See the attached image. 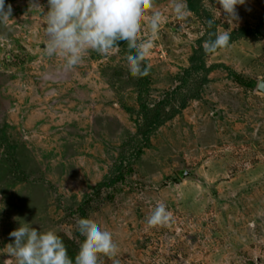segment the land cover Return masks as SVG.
Returning a JSON list of instances; mask_svg holds the SVG:
<instances>
[{
	"label": "rangeland",
	"instance_id": "obj_1",
	"mask_svg": "<svg viewBox=\"0 0 264 264\" xmlns=\"http://www.w3.org/2000/svg\"><path fill=\"white\" fill-rule=\"evenodd\" d=\"M5 3L12 15L0 21V264H16L7 245L24 223L79 244L77 207L128 163L123 181L90 205L88 219L118 245L117 256L101 254L99 264H264V96L256 87L214 71L199 99L133 156L144 116L189 67L200 21L188 12L178 20L173 0H155L164 22L153 36L151 10L145 15L141 39H151L153 48L148 94L138 102L139 78L122 49L89 50L68 69L65 57L46 54L48 0ZM201 8L218 23L217 33L253 27L264 16V0L238 5L235 21L216 0H203ZM205 64H223L257 86L264 80V39L240 40ZM158 203L173 221L151 227L147 218Z\"/></svg>",
	"mask_w": 264,
	"mask_h": 264
},
{
	"label": "clouds",
	"instance_id": "obj_2",
	"mask_svg": "<svg viewBox=\"0 0 264 264\" xmlns=\"http://www.w3.org/2000/svg\"><path fill=\"white\" fill-rule=\"evenodd\" d=\"M230 21L238 20L237 6L245 0H216ZM46 14V54L65 57L66 68L79 65L89 50L101 55L119 52V45L127 42V65L133 77L149 75L146 57L153 48L151 39L142 40L141 31L146 13L151 10L149 27L155 36L164 22L161 11L155 9V0H48ZM172 11L178 20L186 19V0H173ZM12 6L0 0V21L9 19ZM213 21L209 20L211 28ZM215 38L205 41V53L227 48L230 33H212ZM173 221L167 205L158 203L147 218L151 227L168 225ZM78 231L85 238L79 254L73 260L62 238L53 230L41 231L29 223L20 225L10 233L13 243L7 245L8 254L16 264H99L103 254L115 258L118 245L112 232L102 229L90 219L77 221ZM9 264L11 262L9 261ZM118 264V261L115 262Z\"/></svg>",
	"mask_w": 264,
	"mask_h": 264
},
{
	"label": "trees",
	"instance_id": "obj_3",
	"mask_svg": "<svg viewBox=\"0 0 264 264\" xmlns=\"http://www.w3.org/2000/svg\"><path fill=\"white\" fill-rule=\"evenodd\" d=\"M202 2L203 0H186L187 12L193 14V16H195L200 21L203 27V34L196 40V48L193 49V52L189 58V67L185 69L181 75H177L174 78V82H178V86L156 104L151 115L144 116L145 126L140 134L142 137V142L139 148L134 152V158H139L143 155V149L147 148L146 142L153 132H155L165 122L170 121L182 110H184L190 101L199 99L201 88L209 82L208 76L214 71L219 69L227 71L228 77L233 79L238 85L244 88L253 89L256 87L255 81L241 78L238 74L225 65L212 64L210 66H206L205 60L208 56L225 50L240 40H250L251 42H257L261 39H264V16L259 21V23L253 27L244 26L236 31L230 32L231 39L229 46L227 48L218 49L215 53L208 54L205 53L203 45L205 41L210 38V36L212 39L215 38L211 34L217 33L218 23L212 19L206 10L201 8ZM209 20L213 21L211 28L208 25ZM119 48L123 50L127 58L129 55L127 42H125ZM138 78L137 101L142 102L148 94L149 80L147 76ZM141 108L145 109V105L141 104ZM165 109L169 110L165 112ZM120 170L121 168H116V175L110 176L107 180L93 188L92 194L87 196L76 209L78 219H88V215L92 212L90 205L93 202V198H97L102 189L113 188L117 183L122 182L124 176L131 172L130 164L128 163V165L121 172ZM76 235L79 237V244L77 245H74L73 242H70L67 239H62L68 250L69 256L72 257L73 260L79 254V250L85 239L78 231V228Z\"/></svg>",
	"mask_w": 264,
	"mask_h": 264
},
{
	"label": "water",
	"instance_id": "obj_4",
	"mask_svg": "<svg viewBox=\"0 0 264 264\" xmlns=\"http://www.w3.org/2000/svg\"><path fill=\"white\" fill-rule=\"evenodd\" d=\"M125 42H122L120 43L119 47H121ZM256 91L257 93L261 94L264 96V80H260L258 83H257V86H256ZM217 115V114H216ZM192 174H190L189 172H183L181 174V177H188V176H191Z\"/></svg>",
	"mask_w": 264,
	"mask_h": 264
}]
</instances>
